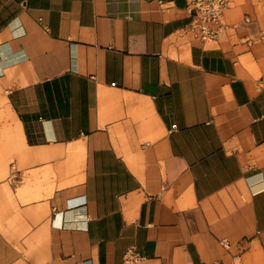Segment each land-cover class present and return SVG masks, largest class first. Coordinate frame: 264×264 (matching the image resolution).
Returning a JSON list of instances; mask_svg holds the SVG:
<instances>
[{
    "label": "crops",
    "instance_id": "0c3cea01",
    "mask_svg": "<svg viewBox=\"0 0 264 264\" xmlns=\"http://www.w3.org/2000/svg\"><path fill=\"white\" fill-rule=\"evenodd\" d=\"M191 20L188 0H0V264H264L259 2L217 40Z\"/></svg>",
    "mask_w": 264,
    "mask_h": 264
},
{
    "label": "built area",
    "instance_id": "2783aa9c",
    "mask_svg": "<svg viewBox=\"0 0 264 264\" xmlns=\"http://www.w3.org/2000/svg\"><path fill=\"white\" fill-rule=\"evenodd\" d=\"M239 0H188V8L192 20L187 32L193 38L207 42L217 40L224 31V14ZM264 32V31H263ZM224 247H229L226 239L221 241ZM144 257L135 247H129L124 255V264H142Z\"/></svg>",
    "mask_w": 264,
    "mask_h": 264
},
{
    "label": "rangeland",
    "instance_id": "374dc122",
    "mask_svg": "<svg viewBox=\"0 0 264 264\" xmlns=\"http://www.w3.org/2000/svg\"><path fill=\"white\" fill-rule=\"evenodd\" d=\"M244 2H245V0H239V1H237V3L235 5H240ZM258 2H259V16L262 20V27L264 28V0H258Z\"/></svg>",
    "mask_w": 264,
    "mask_h": 264
}]
</instances>
